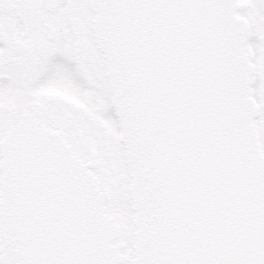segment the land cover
Segmentation results:
<instances>
[{
	"label": "snow or ice",
	"instance_id": "6c2138e0",
	"mask_svg": "<svg viewBox=\"0 0 264 264\" xmlns=\"http://www.w3.org/2000/svg\"><path fill=\"white\" fill-rule=\"evenodd\" d=\"M0 264H264V0H0Z\"/></svg>",
	"mask_w": 264,
	"mask_h": 264
}]
</instances>
